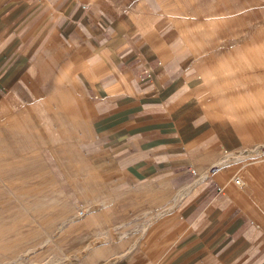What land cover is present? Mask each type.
Wrapping results in <instances>:
<instances>
[{
	"label": "crops",
	"instance_id": "1",
	"mask_svg": "<svg viewBox=\"0 0 264 264\" xmlns=\"http://www.w3.org/2000/svg\"><path fill=\"white\" fill-rule=\"evenodd\" d=\"M187 2L0 0V124L38 138L94 264H264V118Z\"/></svg>",
	"mask_w": 264,
	"mask_h": 264
},
{
	"label": "rangeland",
	"instance_id": "2",
	"mask_svg": "<svg viewBox=\"0 0 264 264\" xmlns=\"http://www.w3.org/2000/svg\"><path fill=\"white\" fill-rule=\"evenodd\" d=\"M185 1L186 7H178L179 17L207 28L201 35L207 44L211 37L219 40L221 54L213 65L222 69V81L247 117L264 118V0ZM38 145L37 137L13 134L0 124V262L94 264L98 250L78 248L79 241H71L76 233L66 216L70 206L50 182Z\"/></svg>",
	"mask_w": 264,
	"mask_h": 264
},
{
	"label": "built area",
	"instance_id": "3",
	"mask_svg": "<svg viewBox=\"0 0 264 264\" xmlns=\"http://www.w3.org/2000/svg\"><path fill=\"white\" fill-rule=\"evenodd\" d=\"M83 213V212H82Z\"/></svg>",
	"mask_w": 264,
	"mask_h": 264
}]
</instances>
